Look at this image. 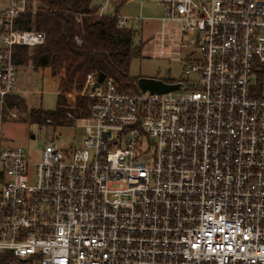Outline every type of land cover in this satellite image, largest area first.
I'll return each instance as SVG.
<instances>
[{
  "label": "built area",
  "instance_id": "obj_1",
  "mask_svg": "<svg viewBox=\"0 0 264 264\" xmlns=\"http://www.w3.org/2000/svg\"><path fill=\"white\" fill-rule=\"evenodd\" d=\"M148 1L154 40L187 60V84L165 82L183 93L93 91L92 74L80 147L34 160L0 132V264H264V0ZM45 12L0 0V126L19 118L14 49L46 41L22 26Z\"/></svg>",
  "mask_w": 264,
  "mask_h": 264
},
{
  "label": "trees",
  "instance_id": "obj_2",
  "mask_svg": "<svg viewBox=\"0 0 264 264\" xmlns=\"http://www.w3.org/2000/svg\"><path fill=\"white\" fill-rule=\"evenodd\" d=\"M43 3L46 12L35 19L27 18V25L22 27L43 32L44 45L34 50L16 47L13 58L21 68L30 65L34 71L49 70L52 77H59L58 106L54 112L40 108L28 111L19 95L13 99L18 112L28 113L32 124L50 121L74 125L89 114L90 98L81 96V92L92 74L112 79L119 92L140 91L138 80L130 76V65L142 56L145 43L135 44V26H119L117 15L121 5L115 15L99 17L102 4L97 5V0H43ZM78 40L81 45H77ZM74 93L73 102H69L68 96Z\"/></svg>",
  "mask_w": 264,
  "mask_h": 264
},
{
  "label": "rangeland",
  "instance_id": "obj_3",
  "mask_svg": "<svg viewBox=\"0 0 264 264\" xmlns=\"http://www.w3.org/2000/svg\"><path fill=\"white\" fill-rule=\"evenodd\" d=\"M105 0H97L98 4H104ZM118 2V5H115ZM121 5V6H119ZM144 21L136 25L135 44H144L142 56L132 61L130 76L134 79L154 78L171 83L187 84L189 80L184 72V64L187 62L185 55L179 61L178 55H173L171 49H162L160 41L154 40L161 30L160 22L156 19L163 15L164 7L157 2L148 0H112L106 13H114L118 8L119 16H138L141 10ZM166 52L161 55V52ZM59 77H52L49 70L34 71L30 65L22 68L19 73V86L17 93L28 107L43 109L46 112H54L57 109ZM183 91H177L174 96H179ZM75 93L68 96V101L73 102ZM18 120L4 122L0 126V132L10 145L21 146L26 154L34 160L41 159V151L46 144L56 143L58 147H80L84 139V122L57 125L54 123H34L28 119V113L18 112ZM80 120V119H78ZM77 121V120H76ZM75 121V122H76ZM33 137V138H32Z\"/></svg>",
  "mask_w": 264,
  "mask_h": 264
},
{
  "label": "water",
  "instance_id": "obj_4",
  "mask_svg": "<svg viewBox=\"0 0 264 264\" xmlns=\"http://www.w3.org/2000/svg\"><path fill=\"white\" fill-rule=\"evenodd\" d=\"M105 79L106 76L100 74L92 90L95 91L100 86V84H102L105 81ZM138 86L143 92L149 91L151 93H157V94H168L177 91L179 88L178 85H168L162 80H158L154 78H141L138 81Z\"/></svg>",
  "mask_w": 264,
  "mask_h": 264
},
{
  "label": "crops",
  "instance_id": "obj_5",
  "mask_svg": "<svg viewBox=\"0 0 264 264\" xmlns=\"http://www.w3.org/2000/svg\"><path fill=\"white\" fill-rule=\"evenodd\" d=\"M97 5H98V3H96ZM99 5H101V4H99Z\"/></svg>",
  "mask_w": 264,
  "mask_h": 264
}]
</instances>
